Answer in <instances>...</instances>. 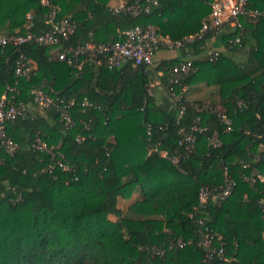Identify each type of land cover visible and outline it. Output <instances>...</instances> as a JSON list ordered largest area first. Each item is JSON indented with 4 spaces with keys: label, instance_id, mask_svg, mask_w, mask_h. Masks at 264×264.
Returning a JSON list of instances; mask_svg holds the SVG:
<instances>
[{
    "label": "trees",
    "instance_id": "obj_1",
    "mask_svg": "<svg viewBox=\"0 0 264 264\" xmlns=\"http://www.w3.org/2000/svg\"><path fill=\"white\" fill-rule=\"evenodd\" d=\"M43 1L0 0V37L24 34L29 16L35 33L47 32L55 8L58 21L72 17L78 24L63 47L121 41L126 31L149 24L181 40L199 36L214 0H157L159 7L139 17L114 15L113 0ZM248 1L251 9L264 10V0ZM242 25L197 37L179 58L151 68L110 71L86 64L79 71L53 60L61 47L0 46V99L16 88L14 101L26 108L7 127L16 153H0V264H205L202 232L219 236L214 245L229 258L216 257L212 264H264V182L247 180L254 169L264 170V18L244 17ZM239 36L241 44L231 48ZM217 37L226 52L216 62L195 60L196 71L173 84L174 67L188 54H206ZM21 53L33 62L29 82L14 76ZM160 73L171 98L165 107L155 90ZM202 86L212 88L208 98L194 99ZM33 89H45L54 101L75 100L74 127L55 105L40 110ZM86 99L93 106L83 107ZM219 114L231 120V131ZM197 118L208 131L188 151L179 146L180 131ZM214 135L217 147L209 144ZM38 136L55 158L33 147ZM155 147L179 162L149 152ZM223 169L237 184L234 194L197 211L202 187L224 185ZM178 242L185 245L170 249ZM155 249L166 250L163 257Z\"/></svg>",
    "mask_w": 264,
    "mask_h": 264
},
{
    "label": "built area",
    "instance_id": "obj_2",
    "mask_svg": "<svg viewBox=\"0 0 264 264\" xmlns=\"http://www.w3.org/2000/svg\"><path fill=\"white\" fill-rule=\"evenodd\" d=\"M43 4H47L44 0ZM160 3L157 0H114V4L109 6L110 11L114 15H126L132 17H139L142 14H151L155 7H159ZM58 11L53 8L46 24L49 30L44 33L37 34L33 31L34 24L32 16L28 17L26 24V31L22 35L13 37H0V46L7 48L9 46L22 47L27 44H34L45 47H61L53 56L54 61L68 62L74 65L77 70L81 71L86 64H93L107 67L110 71L123 68L126 65H131L134 68L148 67L151 68L155 64V58L158 52L168 51L180 52L182 49L187 50V46L193 43L197 37L202 38L207 33H214L221 35L225 31V27H230L233 30H243L242 18L247 17L251 19L264 18V10H254L249 6L248 0H214L211 3V14L209 18L203 23L199 36H190L181 40H173L168 36L161 35L158 30L151 24L147 26H137L126 31L124 40L115 41L105 44H95L92 42L85 44H77L75 46L63 47L64 41H67L73 34L76 33L78 24L72 17L64 18L61 21L57 20ZM241 38L237 37L230 41L231 48L241 44ZM189 53V52H188ZM220 53L213 52L207 55L211 62H216L219 59ZM195 59L188 54L186 61L180 62L174 67V72L177 74L172 83L178 84L180 75H188L195 72ZM14 76L17 81L25 80L31 81L34 76V66L31 58L24 53H21L15 65ZM188 91L187 86H183L182 94ZM34 103L40 110L49 108L55 105L61 118L65 121L68 127H74L75 122L72 119L70 110L75 106V100L67 101L60 99L54 101L45 89H33ZM19 95L16 88H8L7 92L0 99V153L8 156H14L18 145L10 138L8 133V125L13 123L18 117L25 115V106L21 103H16L14 98ZM174 96H176L174 94ZM181 97V96H180ZM83 107L93 106V103L86 99L82 103ZM183 111V110H182ZM220 122L227 126V130H232V122L226 114H219ZM208 131L207 127L202 125L201 119L197 118L193 126L189 130L182 129L180 131L179 146L191 151L196 142L198 135H203ZM83 138L82 140H84ZM210 146H218V138L214 135L209 140ZM36 150L42 153H48L55 158V154L49 148L47 143L38 136L34 146ZM149 152H159L163 157H169L168 153L161 151L158 147L151 149ZM60 158L64 159L62 154ZM174 163L179 162L178 156L169 157ZM64 170L68 167L59 159L56 162ZM56 166L51 165L49 170H53ZM225 183L218 190H210L208 187H202L198 194L197 211L202 212L206 206L210 204H221L227 201L235 192L236 182L231 179L226 169H223ZM248 181L254 183L256 181L264 182V170L254 169L251 178ZM260 206L264 212V200L260 202ZM190 218H194V214H190ZM220 240L219 236L211 233L202 232L201 246L207 251L204 263L212 264L217 257L219 259L229 260L226 251L221 248H216L214 243ZM182 242L178 244L171 243L170 249L176 246H184ZM166 250H154L153 252L161 257Z\"/></svg>",
    "mask_w": 264,
    "mask_h": 264
},
{
    "label": "crops",
    "instance_id": "obj_3",
    "mask_svg": "<svg viewBox=\"0 0 264 264\" xmlns=\"http://www.w3.org/2000/svg\"><path fill=\"white\" fill-rule=\"evenodd\" d=\"M112 4H114V3H112ZM208 49H209L208 53L226 52L223 44L221 43V37H217V38L212 39L208 45ZM207 55H202V56L196 58L195 60L204 59V57L206 58ZM179 57H180V52H178V51H174V52L160 51L156 55L155 64H157L161 61H164V60H172V59H176ZM161 76H162V74L160 73L159 75H156L154 77L155 88H156L155 90H156V96H157L158 104L162 107H165L169 103V100L171 98L168 94L166 87L163 85L161 79H159V77H161ZM202 85H204V84H202ZM211 90H212V88H205L202 86L201 89L198 88V90L196 92H194L193 98L194 99H204V98L207 99ZM186 93H187L186 95H188L190 93V88H188V91Z\"/></svg>",
    "mask_w": 264,
    "mask_h": 264
},
{
    "label": "rangeland",
    "instance_id": "obj_4",
    "mask_svg": "<svg viewBox=\"0 0 264 264\" xmlns=\"http://www.w3.org/2000/svg\"><path fill=\"white\" fill-rule=\"evenodd\" d=\"M112 3H114V0H113V2H112ZM207 54H209V53L207 52V53H206V54H204V55H207ZM240 56H241L240 54H239V55H237V57H238V58H240ZM129 205H130V202H128V203H125L123 207L126 209V208H128V207H129Z\"/></svg>",
    "mask_w": 264,
    "mask_h": 264
}]
</instances>
